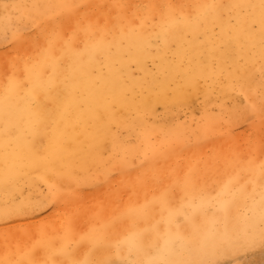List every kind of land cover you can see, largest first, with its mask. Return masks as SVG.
<instances>
[{"label": "bare ground", "instance_id": "6f19581e", "mask_svg": "<svg viewBox=\"0 0 264 264\" xmlns=\"http://www.w3.org/2000/svg\"><path fill=\"white\" fill-rule=\"evenodd\" d=\"M63 2L0 0V45L9 44L6 50L13 52L0 54V62L11 57L0 63V261H23L37 240L58 245L69 227L73 240L90 225L111 231L114 217L153 201L165 187L178 205L191 195L185 191L189 183L214 191L239 175L242 184L247 181L245 194L226 209L217 205L197 212L192 223L181 217L167 246L160 238L156 247L130 258H164L171 264L258 262L264 249V114L259 104L264 81L255 72L264 60L262 0H121L127 7L114 12L111 6L100 7L92 17L99 18L100 27L87 48L83 43L75 50L55 45L54 54L61 57L54 73L56 99L40 110L37 124L29 90L9 86L8 78L22 79L25 65L44 60L46 46L32 56L23 47L40 32L28 35L25 29L32 24L29 18L52 15ZM136 2L156 5L161 15L140 26L124 12ZM4 4L22 6L12 19L19 38H4ZM166 5L176 7L170 11ZM115 12L105 27L101 19ZM134 13L148 16L142 7ZM238 83L255 110L245 103ZM179 105L195 106L199 120L179 121ZM240 114L243 119H237ZM244 121L251 128L247 138L236 129ZM241 142L244 157L238 154ZM182 156L185 165L178 161ZM53 158L54 171L48 167ZM55 190L59 195L53 197ZM158 208L153 203L155 214L137 227L150 232L160 219ZM36 257L41 258L40 249Z\"/></svg>", "mask_w": 264, "mask_h": 264}, {"label": "snow or ice", "instance_id": "6c2138e0", "mask_svg": "<svg viewBox=\"0 0 264 264\" xmlns=\"http://www.w3.org/2000/svg\"><path fill=\"white\" fill-rule=\"evenodd\" d=\"M3 7L5 9L4 38L7 39L9 34L19 38L20 30L12 25V19L13 14L18 12L22 6L4 4ZM55 7L57 11L52 15L42 19L29 18L34 30H38L46 40V47L42 49L44 60L31 67L25 65V75L22 79L15 76L8 78L9 86L23 87L29 90L37 124L39 123L40 110L47 104L55 103L56 99L53 95L57 89L54 73L60 66L61 57L54 54L55 45L59 43L65 49L75 50L79 43H83L87 48L94 30L100 27L99 18L97 17L95 21L92 19L96 9L100 7L98 5L77 3L76 0H64L63 3ZM116 7L123 9L127 6L116 5ZM132 7H142L148 10L147 17L132 14V19L138 20L140 26H143L147 18L161 15L156 11V5H134ZM164 7L171 11L176 6L166 5ZM179 7L201 8L207 6L182 5ZM261 8L262 16H264V0H262ZM15 18L19 20L21 17L16 16ZM107 23L108 21L105 19V27ZM262 23H264V18H262ZM49 68L53 70L52 74L48 72ZM261 76L264 78V69L261 70ZM236 88L244 96L247 106L255 110L256 105L249 102L248 97L244 94V84L238 83ZM259 104L260 111L264 114V90L261 91ZM243 118V114L237 117V119ZM54 166L55 158L48 161V167L53 171ZM241 179L239 175L230 177L214 191H208L203 186L197 187L194 183H189L185 186V191L191 195L187 200L181 198L178 205L173 203L171 191L165 187L160 196L154 198L153 201H146L139 209L129 208L126 212L114 217L109 224L111 231H108L104 226L90 225L86 231L79 234L78 239L73 240L71 239L72 230L69 227L58 245L37 240L26 250L23 261L9 262V264H171L164 258L141 261L130 257L133 253L144 252L147 248L156 247V242L160 238H164V246H167L170 243L173 226L178 229L183 221L194 222L197 212H206L208 208H215L217 205L221 209H226L237 195L245 194L247 181L242 184ZM261 180V198L264 203V171L261 173ZM145 184H147V180H145ZM54 187V185L50 186V189ZM51 194L56 197L59 195V190L52 191ZM72 195L75 196V192ZM153 203L159 205L160 219L154 221L150 232L148 229H139L137 227L139 220H147L150 213L155 214L152 210ZM181 217L183 221H181ZM125 220L129 221L127 225L124 223ZM161 224L163 229H161ZM121 232L126 234L120 236L119 239L115 238ZM261 242L264 243V235H262ZM37 249H40L41 258L36 257ZM124 249L127 250V255L121 256ZM0 264H6V262L0 261ZM206 264H215V262L207 261Z\"/></svg>", "mask_w": 264, "mask_h": 264}, {"label": "rangeland", "instance_id": "374dc122", "mask_svg": "<svg viewBox=\"0 0 264 264\" xmlns=\"http://www.w3.org/2000/svg\"><path fill=\"white\" fill-rule=\"evenodd\" d=\"M6 1H18V0H6ZM119 1H121V0H78L77 3L94 4V5H98V6L102 7L103 9H105L108 6H111V10L113 11V10L117 9L116 5H122L121 3H119ZM139 1L142 2V0H139ZM173 1H176V0H173ZM106 3H108V5H106ZM143 4H145V1L143 2ZM135 5H137V2L135 3ZM103 6H105V7H103ZM100 7L96 9V12L99 11ZM112 7H113V9H112ZM136 9L137 8L131 7V8H129L128 10H126L124 12L127 15H132ZM51 10L52 11H56L54 8H52ZM100 12L101 13H104V14H109L108 12H110V11L101 10ZM117 13L118 12H115L111 18L103 16L104 18L101 19L102 23L105 22V19H107L108 23L111 22V21H113L115 19L114 15H116ZM98 14L99 13H95V15H98ZM28 26L29 27L26 28L25 31L26 32H29V33H27L28 35H34L35 34V30L33 28V24H30ZM8 45L9 44H7V45H0V54H7L9 52L10 53H13L11 51H7L6 50L7 47H8ZM44 46H46V40L40 34L39 36H37V38L35 40H33V41L31 40V41L25 43L23 47L26 50H28L29 54H31V56H32V55H34L37 52V50L40 51V48L41 47H44ZM3 59H4V62H0V63H5V62L9 61V59H11V57L3 56ZM261 63H264V60L260 61V63L258 64L257 70L255 72V76L259 80H263L264 81V78H262V76H261V70L264 69L263 67H261ZM199 102H200V98L199 97H196L195 98L196 105H198ZM227 104L228 105H231V101L228 100V103ZM193 109H197V108L195 106H189V105H181L180 106L179 105L177 107V110H176L178 112L177 117H178L179 121H185L186 123H190L191 122V123L195 124L199 120L198 119L199 114H198V111L197 110L195 111V114H194ZM211 109L213 111H217L218 110V106L217 105H211ZM232 127L233 126H231V128ZM236 129L240 132V136H242L244 138H247L250 135V133H251V128L249 127L248 123H246L245 121L243 123L237 125ZM262 135L264 136V127L262 128ZM253 138H255V137L253 136ZM261 138H263V137H261ZM238 146H239V148H241V150L238 152V154H241L244 157V155L247 153V150L245 148L244 143L241 142L240 144H238ZM219 148H222V145L221 144H219ZM223 148H225L226 150H228L230 147H228L225 144V146ZM263 149H264V147L261 150H263ZM204 150L207 153H210L211 152V149L208 146L205 147ZM178 161L182 165L187 164V163H185V164L182 163V162H186L184 156L180 157V159H178ZM113 173H115V172L114 171H111L110 172V174H113ZM34 198H35V196H34ZM46 212H44V213L46 214ZM257 259H258V262H254L253 264H264V249H263L262 256H257Z\"/></svg>", "mask_w": 264, "mask_h": 264}]
</instances>
